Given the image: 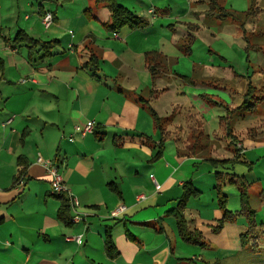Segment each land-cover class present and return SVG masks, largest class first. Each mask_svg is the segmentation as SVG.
Listing matches in <instances>:
<instances>
[{
  "label": "crops",
  "instance_id": "1",
  "mask_svg": "<svg viewBox=\"0 0 264 264\" xmlns=\"http://www.w3.org/2000/svg\"><path fill=\"white\" fill-rule=\"evenodd\" d=\"M197 1L118 0L150 23L143 29L125 27L110 33L105 28L110 13L96 0H12L8 5L0 0V264H184L177 260L187 257L194 260L191 264L200 258L211 264L210 260L243 253L241 234L246 225L240 224V216L215 232L222 218L215 175L223 176L227 210L232 213L239 211L240 204L234 201L238 194L231 193L234 186L228 180L244 175L237 167L218 166L214 161L220 159L208 156L215 147L207 145L214 137L223 144L218 145L221 151L234 156L237 148L247 155L245 150L261 145L255 140L262 139L263 129L253 126L243 131L234 124L239 140L233 145L223 130L227 139L216 137L219 132L212 133L205 120L207 140L202 151H190L187 135L183 139L175 129L177 135L169 138L162 157L152 160L160 133L152 115L137 101L152 89L160 91L153 107L159 116L168 117L176 104L165 106L164 100L182 93L179 76L218 81L214 85L225 84L226 89L218 87L225 92L234 89L230 83L243 80L212 75L211 70L223 64L216 66L208 57L211 51L199 41L204 30L201 22L206 19ZM46 13L53 15L49 27L43 22ZM253 24L249 31L255 30ZM21 31L29 40L59 44L50 57L41 58L40 46L31 49L28 40H15ZM91 38L100 58L98 78L84 68L89 58L84 46ZM190 38L193 44L185 53L181 43L188 44ZM152 52L158 54L152 63L162 67L154 85L148 57ZM192 87L209 88L201 83ZM225 92L215 91L212 96L224 103L229 99ZM237 103L228 105L234 108ZM186 104L192 106L188 100ZM89 121L105 131L101 141L94 134L75 133L76 126L84 127ZM240 137L247 138L250 146ZM39 156L57 165L75 202L67 195L70 225L58 218L60 194H52L51 177L37 163ZM248 175L244 176L247 183ZM188 181L202 193L189 199L185 216L189 228L198 230L208 243L203 248L186 244L168 213L177 206ZM111 183L120 194L109 188ZM262 198L264 204V191ZM121 204L125 212L112 218L111 212ZM262 213L264 208L256 213L260 229ZM76 215L83 220L73 223ZM107 229L119 253L115 259L105 253ZM76 236H83L82 245L67 241Z\"/></svg>",
  "mask_w": 264,
  "mask_h": 264
},
{
  "label": "trees",
  "instance_id": "2",
  "mask_svg": "<svg viewBox=\"0 0 264 264\" xmlns=\"http://www.w3.org/2000/svg\"><path fill=\"white\" fill-rule=\"evenodd\" d=\"M97 4L102 5L105 7L109 13H110V22L105 24V28L110 33H119L123 28L128 27L132 30L135 29H143L149 25V21L146 18L140 17L135 15L132 11L127 9L125 6L121 5L118 0H96ZM199 5H206L207 9L203 12L204 17L206 20H214V21H232L235 24V34L237 36H241L242 39L245 41V49L247 52L250 51H261L262 47L261 45H257L253 42V37L258 35L261 38L264 37L263 32H257V31H249L247 28L248 25H252L254 19L259 17L260 10L258 8L257 3L255 0H250V6L246 11L243 12H237L232 9L226 8L223 3L220 0H198L196 2ZM252 23V24H251ZM191 29L195 30L197 27L191 26ZM22 37V39H21ZM190 42L184 43L182 49L185 53H189L191 49V45L193 44V38H190ZM18 40H28L29 48L35 49L36 47L40 46V51H43V56L41 58L50 57L52 50L57 47L59 44L58 41L53 40L49 42H39L38 40H29L28 37L21 32L18 33L17 38ZM192 43V44H191ZM84 49L87 50L89 58L84 64V68L87 69L89 72L92 73V76L94 78H98L96 76V71L99 70V64H100V58L95 52V48L93 47V41L91 39H87V44L84 46ZM154 56H158L156 53H150L148 54V57L151 60L150 66H149V72L151 74V77L153 79V85L156 82V80L161 77L162 75V67L161 65H158L156 63H152V58ZM240 76V75H236ZM179 78H182L183 82L190 86H195L197 83H201L206 86H215L214 84H217L218 81H197L194 78L190 77H184L179 76ZM249 78V79H248ZM245 81L246 87H244V95L243 100L240 103L239 106L232 108L228 104H224L221 101H218L214 98V96H208L207 101L212 105V107H219L220 109L225 110L226 114L222 117H220V124L219 129H222L228 138H231L232 144L237 142L238 137L234 135L233 127L234 123L236 121V118L244 119L246 116L254 114L256 110L258 109L259 104L264 102V90H261L258 88L252 81V77L249 76ZM251 78V79H250ZM218 86V85H217ZM215 86V87H217ZM160 91L158 90H150L147 95H139L137 98V101L144 107L146 110L149 111V113L152 115L154 124L156 127V130L160 133V143L157 150V153L154 155L152 160H156L158 158H161L164 150H165V144L170 139L175 138L177 135V131L179 133V137H183V134L187 132V138L188 141H191V145L189 146L190 151L197 153L199 151H202L203 142L207 140V136L204 133L203 130V124H205V119L201 114L196 112L194 107L191 105L185 106V108L179 110V105L174 106L175 108L171 112V114L168 117H161L158 115V113L154 109L155 102L159 98ZM182 112V115L177 114L176 112ZM179 117H182L184 120L185 125L178 124ZM177 119V120H176ZM197 119L200 123L202 122V134L203 136H198L197 130L195 125H193V122L191 120ZM168 127H170V130H167ZM176 130V132H173V130ZM199 131V130H198ZM169 132V133H168ZM172 133V134H170ZM95 136L98 137V141H101L105 136V131H102L101 126H95V130L93 133ZM170 134V136H169ZM183 138V139H187ZM234 156L238 155L240 150L237 148L234 149ZM214 161V160H212ZM214 162H217L218 166L220 164L226 165L227 162H230V160H216ZM251 169V167H249ZM22 178V173L19 174V176L15 180V184H18V182ZM216 179L218 181L215 191L217 193V201L219 205V209L222 212V218L218 221V226L215 229V232H219L222 229V226L226 222H233L237 219V215L233 214L232 212H229L227 210V197L223 193V176L221 174H216ZM228 184L234 185L238 191H240L241 196V213L246 216L248 226L246 230L241 234V241L243 246H249L250 241L248 238H251V236H254L255 233H257L260 229L257 227L256 221H255V215L256 210L251 208L249 200V189L250 184L246 182L243 178H237L233 177L228 180ZM109 188L120 194L121 191L118 189V187L111 183L109 184ZM183 193L182 196L179 198L177 206L170 210L168 213L171 214L177 224V229L180 237L183 239V241L189 245L198 246V247H206L208 246V243L203 239L201 233L198 230H192L189 228V222L185 216V211L187 208V204L189 199L191 198H199L201 197L202 193L198 191L192 184L191 181L185 182L183 184ZM59 198L61 199L62 203L58 211V218L65 224H71L70 223V216H71V204L70 200L66 193L60 194ZM253 248H256L255 245H251ZM105 253L109 259H115L119 253L116 249V246L112 239L111 230L107 229L106 235H105Z\"/></svg>",
  "mask_w": 264,
  "mask_h": 264
},
{
  "label": "rangeland",
  "instance_id": "3",
  "mask_svg": "<svg viewBox=\"0 0 264 264\" xmlns=\"http://www.w3.org/2000/svg\"><path fill=\"white\" fill-rule=\"evenodd\" d=\"M12 0H4V3L8 5ZM223 5L228 8L235 10L237 12H243L246 11L250 6V0H220ZM255 2L258 5V8L260 10V15L252 23L253 27L255 28L254 31L257 32H263L264 33V0H255ZM2 3V7L4 8L5 4ZM196 6H199L197 4ZM194 6V7H196ZM202 9H207L206 5H201ZM204 18V17H203ZM204 27L203 32L199 35L201 39L199 40L202 42L205 47L211 51L208 52V57L210 60H212L216 66L219 64H223L221 69H212V75L219 76V78H242L243 80L236 81L235 85L230 83L234 89H229V92H225L226 86L219 85L217 87L214 86H208L211 88H204V87H192L189 85H185L184 89L183 87V81L181 82L179 80L178 84H180V92L182 93H176L175 96H172V100H164L165 106H170L172 103L179 106V110L185 108L186 102L188 100V103L192 104V106L195 108L196 112H199L202 116H204V119L208 122V128L212 129L213 131H218L219 134L216 137H220L223 139H227L225 137V134L223 135L222 129H219L220 124V117L225 115V111L220 109L219 107H212V105L207 101L208 96H212V93H215V91L221 93L225 92L227 97L229 99L225 98L224 103L226 104H238L237 102L241 103L243 100L244 95V87H246L245 79L248 80L249 76L252 77L253 83L260 88L261 90H264V37L261 38L260 36L256 35L253 37V42L257 45H261L262 50L261 51H250L247 52L245 49V41L242 39V37L237 36L235 34V24L228 20V21H214V20H203L201 22ZM251 23V24H252ZM247 27L250 26L247 24ZM199 46V45H197ZM210 46V47H209ZM201 48V47H200ZM197 51H200L199 47L195 49V54ZM200 53V52H199ZM204 53V52H203ZM197 55V54H196ZM227 59V60H226ZM215 70V72H214ZM240 75V76H236ZM248 78V79H247ZM251 79V78H250ZM235 82V80H234ZM218 87H222L218 88ZM188 99L184 98V94ZM230 93H233L230 95ZM171 97V96H170ZM232 97L235 99L233 102ZM159 101V100H158ZM192 103H191V102ZM180 111L176 112L179 114ZM179 115H182V112H180ZM177 120V119H176ZM184 120L182 117H179L178 124L185 125ZM193 122V125L198 128L197 134L198 136H203L202 134V122L200 123L197 119L191 120ZM235 127H237L238 130L250 129V128H259L262 130V139L255 140L257 143L259 142L261 145L257 148L245 150V153L247 155L243 154L242 152H239L238 155L233 156L232 153L228 152L227 150L218 148V145H223L220 140H214L215 138L212 137V139L209 141V149L215 147L212 150H209V157H213V159L219 158L220 160H230V162H227V165L230 167H237V171H239V174L246 175L248 182L251 184V188L249 189V196H250V206L254 210H257L258 212H261L264 208V204H261L262 201V194L264 191V103L259 104L258 109L254 114L246 116V118H236V122L234 123ZM254 126V127H253ZM259 129H255V134L259 135L260 138V132ZM169 133V132H168ZM172 134V133H170ZM169 134V136H170ZM188 135L187 132L183 134V138ZM241 140H244V144L247 146H250L249 140L244 137H240ZM229 140V139H228ZM168 143V142H166ZM205 144V143H203ZM208 144V143H207ZM257 145V144H256ZM227 146V145H226ZM165 147H168V144L165 145ZM218 148V149H217ZM214 167V166H213ZM220 167L224 169L228 168L224 166L223 164H220ZM251 167V169H249ZM213 174L215 172L213 171ZM235 174V173H234ZM213 176V175H211ZM216 176V175H215ZM244 176H241L243 179H245ZM203 180V179H202ZM248 183V184H249ZM199 185V184H198ZM231 186V185H228ZM234 186V185H232ZM233 189V190H232ZM230 189L232 194H238L237 200L231 199V202L234 200L236 203L237 201L240 204V209L238 212H234L233 214L237 215V218L239 216L241 217L240 224L246 225V228L248 226V222L246 219V216L241 213L242 205H241V194L240 191H238L235 186L234 188ZM210 198V197H208ZM239 204H236L237 206ZM122 205V204H121ZM264 218V213L259 215V219ZM237 221V219L235 220ZM255 221H256V215H255ZM263 221V220H262ZM257 227H262L258 225L256 221ZM249 241H252L256 248H253L251 244L249 243V246H246L243 250V253L240 254L237 253L236 256L232 258L227 259H217V260H210L211 264H264V226L260 231L255 233L254 236H251V238H248ZM187 244V243H186ZM193 246V245H192ZM195 260V263L198 264H210L209 260L204 258V261L201 262ZM177 261L182 262L184 264H191L190 257L178 259Z\"/></svg>",
  "mask_w": 264,
  "mask_h": 264
},
{
  "label": "built area",
  "instance_id": "4",
  "mask_svg": "<svg viewBox=\"0 0 264 264\" xmlns=\"http://www.w3.org/2000/svg\"><path fill=\"white\" fill-rule=\"evenodd\" d=\"M43 22H44L46 27H49L53 22V15L51 13H46L43 17ZM95 126H96L95 122L89 121L86 123V125L84 127L76 126L75 127V133H79L82 136H85L87 134H93L94 130H95ZM70 137H73V135H71ZM37 163L39 165L43 166V168L48 172V174L51 177L52 194L59 195L62 193H66L69 196V198L72 199V203L74 205L75 202L73 201V198L71 197L70 191L68 190V188L64 184L62 175L59 173L57 165L53 161L46 160V159L42 158L41 156L38 157ZM18 183L22 184V180ZM157 187L159 188V186H157ZM142 198H143V196H140V199H142ZM125 210H126V207L124 205H119L115 210H113L111 212V217L112 218L119 217L123 212H125ZM81 220H83V217L80 215H76L72 219L73 223H78ZM67 241H73V242L77 243L78 245H82L84 243L83 236L67 237Z\"/></svg>",
  "mask_w": 264,
  "mask_h": 264
}]
</instances>
